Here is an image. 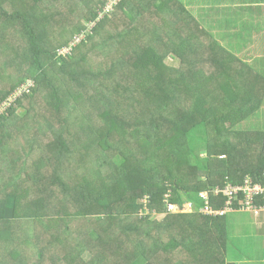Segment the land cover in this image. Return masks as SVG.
Returning <instances> with one entry per match:
<instances>
[{
    "label": "trees",
    "instance_id": "16d2710c",
    "mask_svg": "<svg viewBox=\"0 0 264 264\" xmlns=\"http://www.w3.org/2000/svg\"><path fill=\"white\" fill-rule=\"evenodd\" d=\"M129 1L114 6L128 25L112 30L105 14L63 56L57 49L69 41L62 32L72 38L82 25L67 31L63 23L58 31L43 9L49 0H0V41L9 29L25 39L24 52L12 60L28 64L10 90L0 91V102L25 78L34 81L0 114V264H156L160 258L164 264H224L212 237L221 232L223 214L199 213L198 193L227 180L240 183L246 174L259 180L264 154L251 159L241 153L236 165L237 148L248 144L235 129L247 117L231 107L239 97L225 91L228 108H211L212 94L191 89L204 71L195 57L184 59L193 39L180 29L164 31L167 36L138 29ZM102 2L81 0L89 23ZM106 23L111 26L104 31ZM49 36L56 43L51 49ZM114 51L120 57L112 59ZM172 51L176 61L167 60ZM207 66L213 71L214 63ZM39 92L42 114L25 105ZM37 143L46 149L35 150ZM251 147L240 150L260 149ZM210 201L218 208L224 198L210 195ZM186 202L192 211L168 212V203ZM144 205L148 212L140 214Z\"/></svg>",
    "mask_w": 264,
    "mask_h": 264
},
{
    "label": "crops",
    "instance_id": "0c3cea01",
    "mask_svg": "<svg viewBox=\"0 0 264 264\" xmlns=\"http://www.w3.org/2000/svg\"><path fill=\"white\" fill-rule=\"evenodd\" d=\"M159 1H129L128 7L140 20L134 25L144 30L149 27L165 36L166 30L174 33L173 30L180 29L182 37L193 39L191 54L184 59L190 61L194 59L191 56L195 57L202 62L199 64L205 72L198 73L197 85L191 89L197 94H212L207 104L219 110L228 108L221 97L227 91L239 97L231 107L247 113L235 126L241 131L238 140L248 143L237 148L236 165L242 162L241 153L251 159L259 152L264 154V0H161L162 5L157 4ZM172 15L181 18L176 21ZM167 60L176 61L174 51ZM209 63H214L213 71L208 68ZM251 146L260 149L251 150ZM248 147L251 148L246 153L240 150ZM218 221L221 232L215 231L212 237L214 244L217 239L222 248L224 264H264V211H231Z\"/></svg>",
    "mask_w": 264,
    "mask_h": 264
},
{
    "label": "rangeland",
    "instance_id": "374dc122",
    "mask_svg": "<svg viewBox=\"0 0 264 264\" xmlns=\"http://www.w3.org/2000/svg\"><path fill=\"white\" fill-rule=\"evenodd\" d=\"M97 1H103L102 4H104V5L100 4V6H96L95 9L100 12L109 0H97ZM49 2H50L49 4L47 3L44 5L43 9H44L46 14L52 16V18H51L52 19V25L55 26L58 31H60L63 23L65 24V28L67 29V31L70 30L71 27L78 25V24L82 25V27H84V29L88 28L89 22L86 19V17H84V16H88V14H87L88 12L85 10L84 7L82 8L83 5L81 3V0H68L65 3H60V4H56V5H54V1H52V0H49ZM52 2H53V5H52ZM78 2L81 3V9L76 7V3H78ZM57 7H61L62 11L58 12L59 8L57 9ZM69 9H70V12L68 11ZM113 11H114V9H112L110 12H113ZM110 12L107 13V15H109L107 18L109 19V21H111V20L113 21L112 26L108 25L107 23L104 24L103 25L104 31H107L108 28H110V26H111L112 30L120 31L121 28H124L126 25L129 24L127 22L128 21L127 17H126V20H124L126 15L124 13H122V11L115 10L113 13H110ZM101 18H99V20ZM98 21H96V22H98ZM80 25H78V26H80ZM104 31L102 30V32H104ZM149 31H150V29H149V27H147L146 32H149ZM71 36H70V38H68L67 35L64 32H62V37L64 39H66L67 41H69L71 39ZM56 38L58 39V36H56ZM131 42H135V40H132ZM131 42H130V44H132ZM26 46H27L26 40L19 37L17 34H15L12 29H9L6 32V39H4L3 41H0V91L4 92L6 90H10L12 85L15 84L14 81L19 79V77H21V75H23L28 64L21 62L20 59L12 60V56H14L16 54L21 55L22 52H24V49L26 48ZM55 46H56L55 39L53 37L49 36L47 47L51 49L52 47H55ZM121 48L122 49L126 48V50H127V49H130V45H128L127 47L124 46V48H123V45H121ZM122 49H121V51H122ZM120 55L121 54L119 51H114L112 59L120 57ZM21 59L24 61L23 55H22ZM27 79H32V78H25L19 84H17L14 88L18 87L21 83L25 82ZM43 97L44 96L39 92L36 94V100H35L36 102L34 104H33L32 100H28L25 102V105L33 108V113L42 114L44 112V110L46 109ZM123 103H125V104H123ZM123 103H121V105L123 107H127V108L130 107L129 104H127V101H125ZM31 104H32V106H30ZM185 104L188 105V102H185ZM127 108H124V109H127ZM15 111L18 112V106L17 107L15 106ZM76 131H73L72 129H70V134L71 133L74 134V133H76ZM119 133H120V135L122 134L121 132H119ZM117 134H118V132H117ZM114 136H116V134ZM38 149L45 150L46 148H44L42 146L40 147L37 143V146H35V150H38ZM197 151L200 152L201 150H197ZM200 153H202V152H200ZM200 153H198V155H200ZM200 156H202V155H200ZM206 174H208V173H204L203 175H206ZM203 180H205V178H203ZM166 195H169V194L167 193ZM174 207H175V209H177L176 206H174ZM126 211H128V210H126ZM154 211H156V210H154ZM185 211H187V212L192 211V207L187 208ZM171 212H173V211H171ZM152 213H155V212L152 211ZM166 213H167V211L159 213V216H158L159 219L161 220V218ZM86 216L89 217L88 215H86ZM84 217H85V215H84ZM89 219H90V217H89ZM88 221L90 222V220H86L85 223L87 224ZM90 224L93 226L95 225L93 220L90 222ZM164 260H165V258H160V259H157L155 261V263L156 264H159V263L164 264ZM146 264H152V263L147 262Z\"/></svg>",
    "mask_w": 264,
    "mask_h": 264
},
{
    "label": "built area",
    "instance_id": "2783aa9c",
    "mask_svg": "<svg viewBox=\"0 0 264 264\" xmlns=\"http://www.w3.org/2000/svg\"><path fill=\"white\" fill-rule=\"evenodd\" d=\"M121 0H109L103 9L98 13V17L88 24L87 29H82L79 33L75 34L67 45H63L57 49L58 55H67L70 53L72 47L79 41H81L86 34V31L90 29L99 18L114 9ZM34 86L32 79H27L21 83L18 87L14 88L1 102H0V114L3 113L8 107L14 105L17 100L22 98L24 94L29 93ZM210 195L216 197H223L224 202L221 207L214 208L210 201ZM198 196L203 200V205L198 209L200 213L205 215H222L231 211H250L255 214L264 211V170H262L259 180H255L251 176H245L240 183H232L225 181L223 185H216L212 189L199 191ZM141 202L145 204L148 201V195H144ZM174 206L177 209L173 208ZM191 202L184 204L168 203V211L173 212H187V208H191ZM146 205L142 207L139 213L144 214L148 210H144ZM190 210V209H189Z\"/></svg>",
    "mask_w": 264,
    "mask_h": 264
},
{
    "label": "clouds",
    "instance_id": "9594fccd",
    "mask_svg": "<svg viewBox=\"0 0 264 264\" xmlns=\"http://www.w3.org/2000/svg\"><path fill=\"white\" fill-rule=\"evenodd\" d=\"M205 190H207V189H205ZM202 191V190H201ZM179 204V203H178Z\"/></svg>",
    "mask_w": 264,
    "mask_h": 264
}]
</instances>
